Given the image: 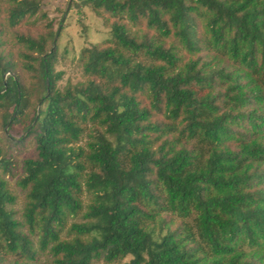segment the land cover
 Wrapping results in <instances>:
<instances>
[{"label": "trees", "instance_id": "trees-1", "mask_svg": "<svg viewBox=\"0 0 264 264\" xmlns=\"http://www.w3.org/2000/svg\"><path fill=\"white\" fill-rule=\"evenodd\" d=\"M80 1L111 19L83 80L56 69L68 9L19 60L0 38V128L34 144L21 217L0 147V264H264V0ZM43 3L5 0L9 26Z\"/></svg>", "mask_w": 264, "mask_h": 264}, {"label": "rangeland", "instance_id": "rangeland-1", "mask_svg": "<svg viewBox=\"0 0 264 264\" xmlns=\"http://www.w3.org/2000/svg\"><path fill=\"white\" fill-rule=\"evenodd\" d=\"M2 1L3 12L0 14V28L2 29V34L0 38L3 43L1 47L3 51L13 53L17 60L21 59L19 57V52L22 46L14 39V31L31 33L33 35L42 31L46 32L52 29L48 26L50 20H53L55 27L58 28L59 20L64 13L63 11L68 9V12H66L67 14L65 13L64 15L62 29H60L57 42L58 62L56 63V69L57 71H63V78L60 82L61 85H65L68 81L77 82L84 79L81 52L85 47L94 44L105 45L109 42L111 19L104 12L95 11L92 6L83 1L78 0V3L76 2L73 4L72 8H68L70 0H44L43 11L48 14V18H40L38 14L16 28H11L9 26L7 15L4 11L5 0ZM24 75L29 83L33 81L27 72ZM2 132L0 128V147L4 150H8V143ZM33 147V141L28 139L26 144L19 148L13 150L9 149L10 154L14 158L13 165L15 166V176L10 175L7 176V178L11 190L16 196L13 208L17 212L18 217L22 216L26 198L24 191L17 185V179L21 173L22 159L33 153ZM168 218L172 221L171 224H173V226L178 225L181 221V218L174 213H169ZM187 220L192 223V219ZM161 227L162 225L159 218L149 224V228L155 237L160 233ZM127 261L128 258L113 264H125ZM35 264H52V262L50 257L44 253L39 256ZM94 264L106 263L99 261Z\"/></svg>", "mask_w": 264, "mask_h": 264}, {"label": "water", "instance_id": "water-1", "mask_svg": "<svg viewBox=\"0 0 264 264\" xmlns=\"http://www.w3.org/2000/svg\"><path fill=\"white\" fill-rule=\"evenodd\" d=\"M71 1H72V0H70V2H69V5H68V6H70V4H71ZM68 8H69V7H68Z\"/></svg>", "mask_w": 264, "mask_h": 264}]
</instances>
